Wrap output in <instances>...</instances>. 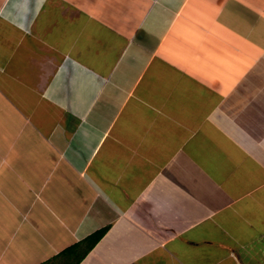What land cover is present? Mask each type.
<instances>
[{
	"label": "crops",
	"instance_id": "0c3cea01",
	"mask_svg": "<svg viewBox=\"0 0 264 264\" xmlns=\"http://www.w3.org/2000/svg\"><path fill=\"white\" fill-rule=\"evenodd\" d=\"M0 216V264H264V0H0Z\"/></svg>",
	"mask_w": 264,
	"mask_h": 264
},
{
	"label": "rangeland",
	"instance_id": "374dc122",
	"mask_svg": "<svg viewBox=\"0 0 264 264\" xmlns=\"http://www.w3.org/2000/svg\"><path fill=\"white\" fill-rule=\"evenodd\" d=\"M202 149H205V147ZM227 157H229V156L225 152H221L220 156L218 155L214 162L220 168L222 180L223 181L225 180L226 183L232 182V181L235 183L236 181H239V179L241 177V175H240L241 173H242V175L245 174V171H246L245 166L244 165H238L234 159H233L234 162H232V161L228 160ZM232 173H234V174L238 173V174L233 175ZM235 195H237V194L235 193ZM3 219H4L3 216H0V232L11 231V228H12L11 227L12 226L11 221H9V222L6 221V223H5L6 226H4V225H2V223H4ZM14 229H15L16 233H17V231L20 232L18 234V238H20L19 242H20V246L22 249H25L26 247L28 249H31L32 246L33 247L35 246V244H34L35 240L31 238V235L28 232L29 229L27 230L25 227L17 228L16 225L14 226ZM13 232L14 231L11 232L10 236L6 240V242H8L6 248L12 242L11 235L13 234ZM4 240H5L4 235H0V242L3 243ZM0 248H4V247L1 246ZM24 251L25 250L19 251L18 254L16 255V257L26 256L27 255L26 253H22ZM1 252L9 254L8 250L0 249V253ZM2 256H3V254H2ZM74 262H75L74 254L66 253V254H61L59 257L58 256H51L42 264H75Z\"/></svg>",
	"mask_w": 264,
	"mask_h": 264
},
{
	"label": "trees",
	"instance_id": "16d2710c",
	"mask_svg": "<svg viewBox=\"0 0 264 264\" xmlns=\"http://www.w3.org/2000/svg\"><path fill=\"white\" fill-rule=\"evenodd\" d=\"M108 226H104L100 229L95 230L94 232L87 235L85 238L76 242L75 244L69 246L61 252V254L72 253L74 254L75 264H78L79 261L88 253L90 249L102 238V236L107 231ZM78 250V251H77Z\"/></svg>",
	"mask_w": 264,
	"mask_h": 264
}]
</instances>
